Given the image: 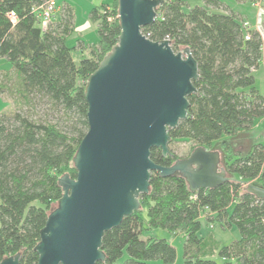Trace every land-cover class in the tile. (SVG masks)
<instances>
[{"label":"trees","instance_id":"trees-1","mask_svg":"<svg viewBox=\"0 0 264 264\" xmlns=\"http://www.w3.org/2000/svg\"><path fill=\"white\" fill-rule=\"evenodd\" d=\"M45 1L0 0V59L10 64L1 73L0 93L8 90L21 108L45 103L58 114L52 122L16 110L0 112V260L20 253L19 264L37 263L40 230L62 195L58 178L76 175L72 159L88 128L85 82L120 34L117 0L89 10L99 36L93 43L74 35L68 2L58 21L41 26L32 9ZM156 13L142 32L154 41L169 39L174 51L189 47L199 73L196 91L188 96V116L167 130L169 140L190 139L206 148L218 141L230 179L192 192L181 175L151 172L140 208L104 233L105 259L95 264H173L176 250L167 240L141 238L153 228L182 233V264H264V200L244 189L246 183L264 188V142L243 152L223 139L264 117V95L254 74L263 58L262 35L249 27L245 39L242 18L221 0L190 6L188 0H164ZM150 158L167 166L178 157L152 147ZM203 214L212 226H235L239 237L221 244L212 232L201 236ZM124 251L127 257L119 262Z\"/></svg>","mask_w":264,"mask_h":264},{"label":"water","instance_id":"water-1","mask_svg":"<svg viewBox=\"0 0 264 264\" xmlns=\"http://www.w3.org/2000/svg\"><path fill=\"white\" fill-rule=\"evenodd\" d=\"M163 2L117 0L118 42L85 82L88 128L72 159L76 175L58 178L62 195L40 230L36 264L103 261L104 233L140 208L153 171L181 175L192 192L230 179L219 149L196 145L167 166L150 158L152 147L169 152L167 130L187 118L199 77L189 47L174 51L169 39L154 41L142 32ZM244 189L264 200V188L246 183ZM20 256L0 264H19Z\"/></svg>","mask_w":264,"mask_h":264},{"label":"rangeland","instance_id":"rangeland-1","mask_svg":"<svg viewBox=\"0 0 264 264\" xmlns=\"http://www.w3.org/2000/svg\"><path fill=\"white\" fill-rule=\"evenodd\" d=\"M67 1L71 4L74 10V18L78 25L83 23V27L86 28L89 10L93 6H97L102 2H110L111 0H56V6L52 16V23L56 22L60 19L62 8L64 6L63 2ZM204 0H188L189 6L193 4L203 5ZM225 2L230 3L233 1L238 4L236 0H224ZM238 10L247 14L249 17L253 16L255 13L254 7L247 3H240L237 7ZM264 13V10L263 12ZM73 18V20H74ZM243 21V19H242ZM244 23H249L247 21H243ZM91 28H88V27ZM250 26V25H249ZM88 27L86 28V33L84 39L89 43L97 42L99 39L97 28L95 25L90 22ZM69 44L73 43V38H70L68 41ZM76 57V56H75ZM10 69L9 62L1 58L0 59V76L1 73L8 71ZM264 67L262 66L257 72H255V84L257 88L260 90V93L264 94V78H263ZM14 71L11 70V78L13 80ZM5 110L7 113L11 111H20L21 113L27 114L35 120L42 121H52L55 122L58 120V114L53 113L48 110V106L45 103H39L33 110L28 109L27 107H20L16 100L14 101V96L8 91L4 90L0 93V112ZM223 139H227L235 150L246 152V149L250 144L256 142H264V117L261 120H256L255 125L246 131H242L240 134L231 136V135H223ZM248 144V145H247ZM196 143L190 139H171L168 141V148L170 151L178 158H183L188 156V154L195 147ZM207 149H219V142L213 141V143L207 147ZM222 154V153H221ZM202 221V226L199 231L201 236H206L208 233L212 232L217 240L221 242V244H228L232 240L239 237L238 230L235 226L231 228L222 227L219 224L214 226L210 225L206 220V215H201L200 217ZM148 237L154 238H164L167 240L169 244H171L176 250V257L173 264H182L183 262V235L180 231L176 233H171L166 229L162 228H153L150 230H143L141 238L146 239ZM127 257L126 251H124L122 257L119 259V262ZM217 258V257H216ZM218 261L220 259L217 258Z\"/></svg>","mask_w":264,"mask_h":264},{"label":"crops","instance_id":"crops-1","mask_svg":"<svg viewBox=\"0 0 264 264\" xmlns=\"http://www.w3.org/2000/svg\"><path fill=\"white\" fill-rule=\"evenodd\" d=\"M221 1H223L226 5H228L230 10H232L234 13L238 14L243 19V21H247L249 23V25H250L249 26L250 29L258 30L261 33V35H262V40H263V44H262L263 58L261 60V64L259 65V67L256 70H254V74H255V72H257L262 66L264 67V31H263V28H262V25H263V22H264V13H262L263 10H264V0H256V1L236 0L238 2V4L234 3L233 1H230V3L225 2L224 0H221ZM66 2L67 1H64L63 4L66 3ZM240 3H242V4L247 3V4H250L252 7L256 8L255 9V13L253 14V16L249 17L247 14H245V13L241 12L240 10H238L237 7L239 6ZM75 18H74V35H76L79 38H82L83 40H85L87 42V40L84 39L85 33H86V28L88 27L89 23L92 22V21L88 17L87 23H85V25L87 27L84 28L83 27V23L78 25ZM93 24L96 27V23H93ZM88 28H91V27L89 26ZM262 76L264 78V71H263V75ZM261 94H263V93H261ZM262 118H258L256 120H261ZM256 120H255V122H256ZM255 122H254V125H255Z\"/></svg>","mask_w":264,"mask_h":264},{"label":"built area","instance_id":"built-area-1","mask_svg":"<svg viewBox=\"0 0 264 264\" xmlns=\"http://www.w3.org/2000/svg\"><path fill=\"white\" fill-rule=\"evenodd\" d=\"M56 6V0H46L43 4L34 7L32 10L36 12L37 16L39 17V23L43 27H47L52 22L53 12ZM8 18L14 24L16 21V14L14 11H10L7 13ZM244 27L246 28V33L244 35L245 39L249 38V25L244 23Z\"/></svg>","mask_w":264,"mask_h":264}]
</instances>
